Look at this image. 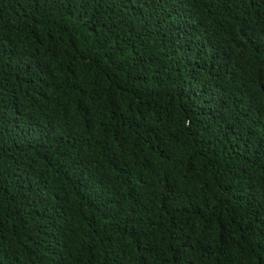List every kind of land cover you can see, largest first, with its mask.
<instances>
[{"label":"trees","instance_id":"trees-1","mask_svg":"<svg viewBox=\"0 0 264 264\" xmlns=\"http://www.w3.org/2000/svg\"><path fill=\"white\" fill-rule=\"evenodd\" d=\"M0 264H264V0H0Z\"/></svg>","mask_w":264,"mask_h":264}]
</instances>
